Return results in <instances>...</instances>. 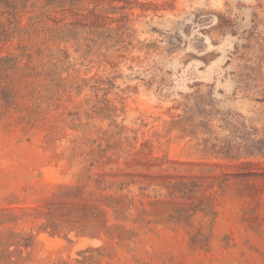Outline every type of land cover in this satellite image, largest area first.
<instances>
[{
    "label": "rangeland",
    "instance_id": "obj_1",
    "mask_svg": "<svg viewBox=\"0 0 264 264\" xmlns=\"http://www.w3.org/2000/svg\"><path fill=\"white\" fill-rule=\"evenodd\" d=\"M0 264H264V0H0Z\"/></svg>",
    "mask_w": 264,
    "mask_h": 264
}]
</instances>
